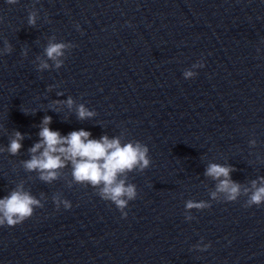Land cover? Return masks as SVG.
Returning a JSON list of instances; mask_svg holds the SVG:
<instances>
[{
	"label": "water",
	"instance_id": "water-1",
	"mask_svg": "<svg viewBox=\"0 0 264 264\" xmlns=\"http://www.w3.org/2000/svg\"><path fill=\"white\" fill-rule=\"evenodd\" d=\"M53 39L75 46L59 69L48 60L38 70ZM5 40L0 198L23 184L44 206L0 226V264H264V203L212 200L218 181L205 175L211 163L232 165L242 188L264 176V0H0V50ZM81 104L95 114L80 119ZM44 116L61 135L84 129L148 146L149 167L127 174L138 192L127 217L76 183L70 162L51 183L24 168ZM16 131L22 147L11 155ZM190 199L211 207L186 220Z\"/></svg>",
	"mask_w": 264,
	"mask_h": 264
},
{
	"label": "clouds",
	"instance_id": "clouds-1",
	"mask_svg": "<svg viewBox=\"0 0 264 264\" xmlns=\"http://www.w3.org/2000/svg\"><path fill=\"white\" fill-rule=\"evenodd\" d=\"M6 2L16 4L18 0H6ZM37 18L38 10L33 5L28 14V25L35 26ZM77 27L79 26L77 25ZM74 46L71 42L50 40L45 48L47 59L40 60L38 70L49 68L48 60H52L55 67L59 69L64 63L62 57L65 56L66 50ZM11 51L12 45L5 40L0 55L8 54ZM22 54H26V52ZM37 59L40 58L37 57ZM203 66V61H199L194 63L192 68ZM196 75L197 73L190 69H185L183 72L186 79ZM66 103L71 106L72 98L69 97ZM77 113L80 119L92 117L95 114L83 104L77 107ZM51 119V116L43 117L39 132L41 139L29 149L32 155L30 159L22 162L24 168L28 171H37L40 180L51 183L59 178V170L70 162L72 177L76 183L92 186L103 200L115 204L122 217H127L128 213L125 209L129 201L135 200L138 195L136 185L127 182V174L133 170L142 172L149 167L151 158L148 146L139 140H130L122 144L120 137L110 139L107 135L101 136L100 139H90L91 133L84 129L61 135L59 131L52 130L48 126ZM22 139L23 135L16 131L7 147V151L11 155L19 153ZM249 143L255 145L256 140L252 139ZM37 153L39 154L37 155ZM232 171H234L232 165L218 163L208 165L205 175L218 181L215 190L210 193L211 199L220 201L222 194L223 201H236L241 196H246L245 207L259 206L264 203V176L252 180L250 186L242 188L239 182L231 178ZM52 199L57 208L61 204L65 209L72 206L69 200L59 196L54 195ZM43 206L41 199L25 190L23 184H18L10 194L0 198V226H16L30 218L34 214L35 208ZM209 207H211L210 201L187 200L185 202V219L191 221L194 218L190 210H202ZM209 246L210 244H197L194 247L206 250Z\"/></svg>",
	"mask_w": 264,
	"mask_h": 264
}]
</instances>
